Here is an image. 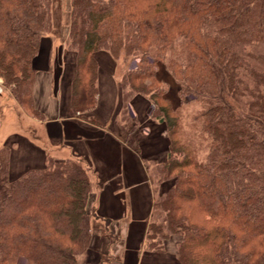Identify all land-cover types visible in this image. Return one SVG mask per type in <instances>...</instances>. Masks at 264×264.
<instances>
[{"label":"trees","instance_id":"obj_1","mask_svg":"<svg viewBox=\"0 0 264 264\" xmlns=\"http://www.w3.org/2000/svg\"><path fill=\"white\" fill-rule=\"evenodd\" d=\"M50 6L0 0V78L38 120L45 116L33 98L32 62L52 33ZM176 42L185 60L170 57L166 66L180 103L203 105L210 142L201 160L172 138L177 110L155 73ZM64 45L76 55L69 116L96 123L95 54L105 52L135 61L119 87L121 121L138 127L136 143L149 131L135 119V96L147 97L148 116L166 126L165 158L143 159L155 194L145 251L163 253L178 236L179 264H264V0H70ZM10 153L0 147V264H77L97 217L89 169L79 158L47 156L13 179Z\"/></svg>","mask_w":264,"mask_h":264},{"label":"crops","instance_id":"obj_2","mask_svg":"<svg viewBox=\"0 0 264 264\" xmlns=\"http://www.w3.org/2000/svg\"><path fill=\"white\" fill-rule=\"evenodd\" d=\"M61 46V42L55 46L48 42L45 54L40 55L39 50L33 60V98L45 119L33 120L36 136L14 130L7 135L8 138H18L19 143L17 148L11 149L10 177L14 179L29 169L43 167L52 152L61 154L55 158L58 160L79 158L89 169L94 184L90 203L95 209V220L110 223L118 237L112 262L99 260L97 254L89 264H175V261L179 264L170 251L149 253L144 249L155 194L143 159L165 158L168 145L163 133L164 124L148 116L150 103L146 97L135 96L130 102L135 119L149 131L144 141L139 145L136 143L138 128L129 131L124 127L125 123L120 122L122 104L117 68L121 64L105 52L95 54L97 96L89 115L96 123L85 121L78 115L69 116L75 53L64 51L62 56L56 55ZM56 57L59 64L53 66ZM36 59L43 61V68L36 67ZM56 66L58 71L54 70ZM156 75L158 77V73ZM165 96L176 107L175 86L173 91L169 88ZM12 99L9 100L12 102ZM13 104L16 105L14 101Z\"/></svg>","mask_w":264,"mask_h":264},{"label":"rangeland","instance_id":"obj_3","mask_svg":"<svg viewBox=\"0 0 264 264\" xmlns=\"http://www.w3.org/2000/svg\"><path fill=\"white\" fill-rule=\"evenodd\" d=\"M50 15H51V23L52 29L50 35L46 36L42 40V45H40V55H44L46 52L48 42H51L54 46L57 45L59 42L62 43L63 46L60 49L56 50V55L62 56L64 51L72 52L66 49L64 45L67 30L69 27V18H70V0H51L50 6ZM53 51V50H52ZM54 52V51H53ZM183 51L179 46L178 42H176L170 52H168L167 56L165 57V62L157 63L155 73H158V79L165 87V94L167 93L168 89L170 88L173 91V86H175L176 90L178 85L175 83V80L169 70L167 69V62L171 58L176 59H183ZM39 54V51H38ZM37 54V55H38ZM54 54V53H53ZM52 54V55H53ZM36 55V57H37ZM60 57V61H61ZM120 62V66L117 68V73L119 75V82L121 80V76L123 72L126 70L127 67H132L135 63L134 60L130 58L124 59L123 55H121L118 59ZM185 60V59H183ZM37 61V68H43L44 63L43 61ZM62 62V61H61ZM53 66L59 64V58L56 57V60H53ZM33 66V62H32ZM53 66L51 68H53ZM57 66L54 67L55 71H58ZM75 69H76V55H75ZM157 76V75H156ZM172 86V87H171ZM54 89V86H53ZM0 147L7 145L11 149L17 148L19 146L18 138H8L7 135L10 134L11 130L16 131L19 134H25L28 136H36V130L34 126L33 118L27 111H25L15 100L14 96L12 95L9 88L5 87L2 83V79L0 78ZM13 98V99H12ZM147 98V97H146ZM16 105L13 104V101ZM148 99V98H147ZM149 101V100H148ZM177 110V121H178V128L179 132L177 135L173 136L172 138H180L181 142L186 144H191L193 148V152L195 157L198 159H203L208 151V145L210 142L209 136L201 130V119L199 118L198 114L203 110V105L200 101H190L188 103H180L179 97L177 101L176 107ZM150 110V109H149ZM76 115L80 116L78 112ZM120 122L121 119H120ZM128 124V123H127ZM138 128V127H137ZM163 133L167 136L166 126L164 124ZM36 140V138H35ZM168 136H167V145H168ZM51 157L58 158L61 157L59 153H51ZM65 156V155H63ZM13 177V176H12ZM170 184L169 182L164 183L160 187V192L166 190L167 186ZM155 211H153L154 217ZM107 224L105 228V223H101L99 220L93 219L91 222V228L93 230V236L90 241V246L87 250L80 253L77 256V264H89L93 257L96 258L97 254L99 255V260L108 263L112 262L115 259V246L116 242L118 241L117 234L112 230L110 223ZM94 225V229H93ZM115 241H114V239ZM146 239V238H145ZM179 240L178 236H171L167 242L165 243L164 252H169L170 254H174L173 256L176 258V250H177V241ZM111 247V248H110ZM177 259V258H176ZM18 261L20 263H24L23 260L20 258ZM177 261H175V264ZM102 263V262H100ZM99 263V264H100Z\"/></svg>","mask_w":264,"mask_h":264}]
</instances>
